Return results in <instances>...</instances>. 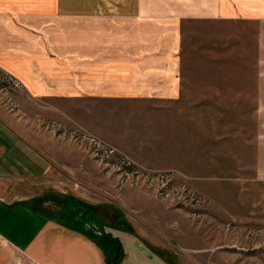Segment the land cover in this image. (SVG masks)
I'll return each instance as SVG.
<instances>
[{
    "label": "rangeland",
    "instance_id": "374dc122",
    "mask_svg": "<svg viewBox=\"0 0 264 264\" xmlns=\"http://www.w3.org/2000/svg\"><path fill=\"white\" fill-rule=\"evenodd\" d=\"M225 2L223 18L182 23L181 93L160 104L80 99L38 120L0 75L1 120L50 161L2 188L93 231L105 264L117 246L116 264H264V2ZM0 264L35 263L0 242Z\"/></svg>",
    "mask_w": 264,
    "mask_h": 264
},
{
    "label": "crops",
    "instance_id": "0c3cea01",
    "mask_svg": "<svg viewBox=\"0 0 264 264\" xmlns=\"http://www.w3.org/2000/svg\"><path fill=\"white\" fill-rule=\"evenodd\" d=\"M225 3L0 0V75L12 100L35 107L38 120L62 123L66 102L80 99L160 104L181 93L182 23L223 18ZM49 171V158L37 145L0 118V242L35 264H105L106 241L100 243L93 231L67 229L21 202L27 200L22 192L2 188Z\"/></svg>",
    "mask_w": 264,
    "mask_h": 264
},
{
    "label": "water",
    "instance_id": "95a60500",
    "mask_svg": "<svg viewBox=\"0 0 264 264\" xmlns=\"http://www.w3.org/2000/svg\"><path fill=\"white\" fill-rule=\"evenodd\" d=\"M118 251H119V246H117V249H116V252H115V256H114V258H113L112 260L109 261L110 264H116V263H115V258H116L117 254H118Z\"/></svg>",
    "mask_w": 264,
    "mask_h": 264
}]
</instances>
